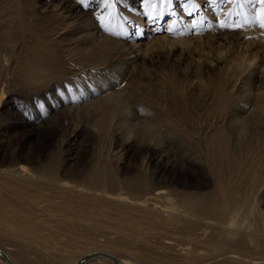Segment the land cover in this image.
Instances as JSON below:
<instances>
[{
	"label": "bare ground",
	"instance_id": "6f19581e",
	"mask_svg": "<svg viewBox=\"0 0 264 264\" xmlns=\"http://www.w3.org/2000/svg\"><path fill=\"white\" fill-rule=\"evenodd\" d=\"M202 1L196 0L199 8L189 15L184 10L187 2L179 6L173 0L175 16L166 14L168 17L156 23L148 21L142 1L138 7L125 5L121 10L116 4L105 9L98 0L100 13L85 14L78 20L55 9L52 25H45L46 32L53 33L52 47L47 41L44 44L45 38L37 37L38 28L32 18L9 22L16 27L0 31V78L12 74L24 87L38 90L53 79V121L61 125V142L72 135L88 134L107 143L93 166H75L72 170L64 167L67 155L59 165L34 155L28 159L20 156L10 163L1 159L3 224H7L4 220L11 221L13 227L48 240L50 237L35 227L39 224L48 230V225L31 221V217L38 220L41 215L49 216L53 204L67 209L86 205L82 211L91 220L86 223L73 216L75 222L87 224L89 229L114 227L119 238L122 234L151 249L161 248L155 253L144 252L147 264H173L165 261L169 253L184 260V264H192L197 257L191 253L199 250L207 252L204 259L264 264V29H220L216 26L218 20L228 17L233 6L224 4L222 14L212 17L216 6L212 8L208 0ZM87 4L76 2L74 6L81 9ZM233 15L232 21L243 22L242 16L233 19ZM165 19L168 21L163 25ZM194 20L196 28L184 31ZM173 21L179 28L169 32L167 28ZM12 30L24 38L21 46ZM160 30L164 32L161 35L157 34ZM257 34L261 35L254 42L256 56H249L247 51L240 55L238 49L245 40L241 38ZM195 41L215 46L200 57ZM224 41L229 44L224 45ZM14 48H18L16 57ZM175 51L173 68L168 61ZM202 80L207 84L200 83ZM66 85H72L73 91L68 92ZM4 97L0 87V104ZM72 123L78 130H70ZM145 135L149 141L140 144L145 152L134 169L121 166L125 148ZM119 139L123 143L118 146ZM65 150L61 143L59 153ZM66 151L70 153L71 149ZM229 154L237 171L260 185L249 202L243 200L240 204L245 193L233 188L221 185L203 193L198 185L181 180L177 172L176 178L167 173L175 165L187 167L188 163L211 167L218 156L222 161ZM163 156V162L153 167L154 158ZM179 184L182 189L176 187ZM18 206L23 207L22 212ZM70 214L69 218L65 216L67 222L72 219ZM247 216L256 221L259 218L258 224L247 221ZM94 246L69 264L95 251L113 255L120 264H132L133 253L128 249ZM0 248L14 264L15 258L1 243ZM90 263L114 264L103 256L84 264ZM0 264H6L1 256Z\"/></svg>",
	"mask_w": 264,
	"mask_h": 264
},
{
	"label": "rangeland",
	"instance_id": "374dc122",
	"mask_svg": "<svg viewBox=\"0 0 264 264\" xmlns=\"http://www.w3.org/2000/svg\"><path fill=\"white\" fill-rule=\"evenodd\" d=\"M141 1L142 0H116L115 4L120 9L122 7L125 8V5H130L135 8L138 7ZM204 1L205 0H203L202 3H204ZM76 2H79V0H0V31L8 32L11 25L16 27L15 23L9 22L14 21L18 23L21 19L31 21L32 18V23L36 24L38 28L37 32L39 36L37 37L41 38L42 40L45 38L44 44H46L45 41H47L49 43L48 45L52 47L53 33L50 34L48 31L46 32L45 25L46 28L52 25L53 13L56 12L57 9L66 12V14L70 15V18L75 20L83 18L85 14H94L97 12L100 13L101 11L98 7V0H91L90 3L81 9L74 6V3ZM185 2H187V0H175V5L180 6V4H184ZM223 6L224 4L222 5V8ZM211 12H213L211 13L213 14L212 17L222 14L218 9ZM166 17L168 16L166 15L165 18ZM232 18L235 19L236 16L233 15ZM167 21L168 19H165L163 21V25ZM203 24L206 25L207 21H204ZM39 29H45V31ZM161 30L157 34L161 35L164 33ZM45 32L46 34H43ZM12 33L17 37V45L21 46L23 42L20 43V41L24 40L22 35L18 32L20 35L19 36L15 30H12ZM49 34L51 35L50 37ZM259 35L261 34H257V36L242 37L241 39L245 40L240 43L238 49L239 54H244L245 51H247L249 56H256L254 42L258 40ZM191 36L193 35L191 34ZM68 38H70V36H68L66 40H68ZM241 39L239 41H241ZM195 44L197 45L198 50L201 52L200 55L198 53V56L200 57H205L207 52L212 50V47L215 46V44L211 45L210 43L202 41L198 43L195 41ZM223 44L228 45L229 43H225L224 41ZM14 50L13 55L16 57L18 48H14ZM177 53L178 52L175 51V55H173L168 61L169 64H172L173 68L176 64ZM1 63H3V60H1ZM156 67H158L157 64ZM159 68L161 69L164 67ZM205 72H208L207 68L205 69ZM6 75L7 74H3L0 78V87L5 92V97L0 104V160L7 159L6 163H10L11 161L18 159L20 156H26L28 159L29 155H34L35 158L42 157L44 162L55 161L59 165L63 163L61 160L68 157L65 159L66 163L64 164V167H70V170H72L75 166L78 168L91 167L98 161L99 153L104 151L106 148L107 143L105 140L101 141V139L95 136L82 134L80 136L72 135L64 142H61V139H63L62 136H60L61 125L59 122L53 121V79L46 84V88H41L38 90L35 88L28 89L27 87H24L22 81L20 79H16L14 77L15 75L12 77V74L10 76L7 75V78ZM188 75L193 77L192 74ZM200 83L207 84V82L204 80L200 81ZM40 105H43V107H40ZM81 121H83V123L86 122L84 119H81ZM70 130H78V127L75 126V123L70 125ZM147 141H149V137L145 135L144 137L137 139L135 145L131 146L130 148L126 147V152L123 155L120 165L124 167L129 166L134 169L138 158H140V156L145 152L144 148H142L140 144ZM61 143L64 149H71V152L67 153L65 150L63 153H59V147ZM121 143H123V140H117L118 146ZM198 146L199 149L203 150L202 145L198 144ZM232 156L233 155L230 154L228 157L223 156L225 159L222 161H220V157L218 156L213 161L211 167H205L197 163H188L187 167L175 165L169 168L167 173L172 178H176L178 175L181 180L186 179L189 183L188 185H198V191L203 193L212 192L216 187L221 185L233 188L237 190V192L245 193L244 198L239 201L240 204L243 200H247V202H249L255 197V193L258 191L260 185L258 184V181L250 180L246 173L241 174V171H237L236 167L232 164ZM240 156L241 155L235 157ZM27 159L22 158L24 161H27ZM154 159L155 160L152 161V166L156 167L163 162L165 157L163 156V159H158V157ZM30 164L34 165L32 163ZM176 172L178 173L177 175ZM176 187L180 189L183 188L181 184L177 185ZM240 204L238 203V205ZM84 206L86 207V205H82L80 208L81 211L79 212L78 210L80 209L78 208H76V210L70 206L71 208L68 207L67 209L53 204V209H50L52 212H46L48 214L49 212L50 214H53H49V216L41 215V219L38 220L31 217L29 211H25V213L31 217V221L40 222L42 225H48V230L45 229L46 226L42 228V226L39 224L35 225V227L37 226L36 229L40 232V234L42 233L44 236L50 237L51 240H49L50 238H47L48 240L39 239L33 235L25 233L24 230L18 228L16 225V227H13L9 223L11 221L7 222L8 220H4L6 221L4 223L7 224H3V221L0 220V243L10 253V256L12 255L15 258L16 261L14 264H69L81 252H84L85 250L87 251L88 248L93 249L91 246H94V244H100L102 246L111 245L116 246L118 249H128L133 253L134 258L131 260L132 264H147L144 258V252L151 253L153 251L155 253L161 250L159 247L151 249L148 245L136 243L135 241L130 240V238L128 240L127 237L129 236H126L125 239V236L123 238L121 234L119 238V235L114 234L116 230H114V227H112L114 231L111 230V228L93 229L90 227L89 229L87 224H79L80 222H75L76 220H73V216H77L79 217L78 219L81 220L85 219L86 221L84 220L83 222L87 223V219L89 218L87 217V214H83L85 211ZM69 208H73L72 210H75H71V212ZM95 208L98 209L99 207L97 208L96 206ZM82 209L84 211H82ZM17 210L22 212L23 207L18 206ZM70 213H74L75 215H71ZM79 213H81V215ZM69 214L72 218L71 220H73H69L70 223L69 221L67 222L66 219L67 215L69 218ZM61 217H64V220ZM60 218L64 223L60 220ZM247 221H252L255 225H257L259 218H257L256 221L251 216H247ZM13 222L16 223L18 220H14ZM73 222L76 224H73ZM95 246L94 248H96ZM212 251L213 250L211 249L209 250V252ZM205 253L207 252L199 250L191 254H194L197 257V264H232L219 259L213 260L210 257V259L208 257L204 259ZM167 257L168 259H166ZM166 258L165 261L167 260L168 263H173L174 261L176 264H184V260L179 257L176 258V256L171 253L167 254ZM196 262L193 263L196 264Z\"/></svg>",
	"mask_w": 264,
	"mask_h": 264
},
{
	"label": "snow or ice",
	"instance_id": "6c2138e0",
	"mask_svg": "<svg viewBox=\"0 0 264 264\" xmlns=\"http://www.w3.org/2000/svg\"><path fill=\"white\" fill-rule=\"evenodd\" d=\"M80 3L87 4L88 0H79ZM101 5L105 9H109L115 6L116 0H99ZM208 4L216 6V8L223 12L222 5L230 4L233 6L232 13L229 14L223 20H218L217 27L220 29L235 30L242 28L244 26H258L260 29H264V0H208ZM257 5H259V10L257 11ZM142 7L144 13L148 18L150 23H156L159 18L165 16L166 14L175 16V11L173 9V0H142ZM199 8L196 0H187L184 5V10L192 15ZM236 17H243V22L241 23L238 19L236 21L231 20V15ZM204 17H201V21ZM197 26V21H193L190 25H187L184 31L194 30ZM179 28V24L173 21L172 25L167 28V31L173 32ZM111 31V29H106ZM66 90L68 92L73 91L72 85H66ZM79 87L78 85L76 86ZM43 107V105H40Z\"/></svg>",
	"mask_w": 264,
	"mask_h": 264
},
{
	"label": "water",
	"instance_id": "95a60500",
	"mask_svg": "<svg viewBox=\"0 0 264 264\" xmlns=\"http://www.w3.org/2000/svg\"><path fill=\"white\" fill-rule=\"evenodd\" d=\"M0 256L5 260L6 264H12L9 256L1 248H0ZM95 256H103V257H106L107 259L112 260L114 264H120L116 257H114L113 255L109 253H105L101 251H97V252L95 251L92 253H88L84 255L83 257H81L80 259H78L75 264H84L86 261L90 260L91 258H94Z\"/></svg>",
	"mask_w": 264,
	"mask_h": 264
}]
</instances>
